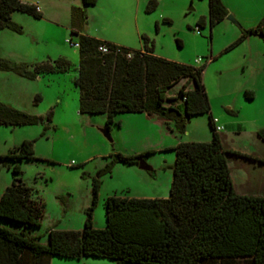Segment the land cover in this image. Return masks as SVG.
I'll return each mask as SVG.
<instances>
[{
  "label": "rangeland",
  "instance_id": "rangeland-1",
  "mask_svg": "<svg viewBox=\"0 0 264 264\" xmlns=\"http://www.w3.org/2000/svg\"><path fill=\"white\" fill-rule=\"evenodd\" d=\"M29 1L39 2L41 18L14 12L12 21L20 32L0 31V58L30 69L35 63L64 57L73 66L67 73L43 74L35 79L0 71V102L43 118L31 125L0 126V156L23 141L33 142L35 160L23 161L20 168L22 182L32 190V198L44 205L40 227L29 228L39 243L47 244L49 229L83 228L84 212L91 202V181L110 160V154L150 152L144 161L151 171L139 169L137 164L117 163L110 173L99 176L93 209V226L97 229L105 226L104 201L108 196L168 197L175 153L165 147L179 141L208 142L212 136L207 114L191 117L185 133L179 135L159 121L125 113L114 118L109 140L103 133V114L78 111L73 80L79 54L68 43L77 41L72 32L134 51L143 48L142 37H146L153 44L155 56L193 67L205 65L203 85L211 116L223 126L218 133L222 146L241 155L227 157L233 190L264 196V141L257 136V131L264 128V42L249 36L225 51L242 29L257 25L264 13V0H224L232 19L224 18L211 28L207 0H157L151 12L145 11L148 0H96L86 7L81 0ZM200 18L205 25L197 32ZM176 91L174 86L167 94ZM246 92L252 99L246 98ZM242 155L258 158L259 162ZM12 179L13 174L0 160V196ZM0 226L21 230L4 220H0ZM49 264L116 263L97 257L68 259L53 255Z\"/></svg>",
  "mask_w": 264,
  "mask_h": 264
},
{
  "label": "trees",
  "instance_id": "trees-1",
  "mask_svg": "<svg viewBox=\"0 0 264 264\" xmlns=\"http://www.w3.org/2000/svg\"><path fill=\"white\" fill-rule=\"evenodd\" d=\"M84 7L96 0H81ZM208 24L213 27L228 11L221 0H207ZM157 0H148L146 12ZM14 12L40 19L34 4L0 0V31L20 32ZM204 19L197 21L200 30ZM79 60L73 80L80 114L105 116V127L119 114L143 113L163 122L172 132L185 133L191 117L207 114L211 140L178 142L173 150L172 179L167 198L108 196L104 201L105 226H93V209L100 188L99 176L117 163L137 164L150 152L110 154V160L91 181V202L79 231L47 230V244L38 242L29 228L40 227L44 205L32 198L21 179L20 164L35 160L33 142L23 141L0 156L13 174L0 196V220L20 226L15 232L0 226V264H49L51 256L68 259L104 258L116 264H264V196L234 192L228 156H241L222 146L203 85L205 65L173 62L153 54V44L142 37L143 48L130 50L94 37L77 34ZM249 36L264 42V13L255 27L242 29L225 51ZM178 46L180 41L177 40ZM100 45L108 49L98 50ZM127 54H130L128 57ZM72 64L64 57L35 63L30 69L0 58V71L27 79L43 74L67 73ZM181 82V84H179ZM180 85V86H178ZM176 87L173 95L170 88ZM247 99L251 94L245 93ZM51 112L47 114L49 118ZM43 120L0 102V126L17 127ZM119 126V123H117ZM264 141V128L257 131ZM259 162L252 156H243ZM139 159V160H138Z\"/></svg>",
  "mask_w": 264,
  "mask_h": 264
},
{
  "label": "crops",
  "instance_id": "crops-1",
  "mask_svg": "<svg viewBox=\"0 0 264 264\" xmlns=\"http://www.w3.org/2000/svg\"><path fill=\"white\" fill-rule=\"evenodd\" d=\"M22 3H27V4H31L32 2H30L29 0H20ZM222 1V3L224 4V6L226 7V9H227V11L228 12H230L231 10H229V7H228V5H226V2L224 1V0H221ZM34 5H37L38 6V9L41 11V8H40V5H39V2H34L33 3ZM13 16V15H12ZM246 28H250V27H246ZM246 93H248V94H251L250 92H246ZM133 114V113H132ZM138 114H140L142 117H144L145 119H147V120H150V121H152V120H154V121H159V122H161V123H163L162 121H160V120H157V119H155V118H148V117H146L143 113H138ZM141 116H139V117H141ZM167 129H169V128H167ZM169 131L170 132H172L170 129H169ZM173 133V132H172ZM219 133V132H218ZM179 142H186V141H179ZM177 144V143H176ZM175 144V145H176ZM174 146V145H173ZM167 147H172V146H167ZM167 147H165V148H167ZM253 157V156H252ZM255 158V157H254ZM256 159H258V158H256ZM259 160V159H258ZM241 195H244V194H241ZM152 198H159V197H152Z\"/></svg>",
  "mask_w": 264,
  "mask_h": 264
},
{
  "label": "built area",
  "instance_id": "built-area-1",
  "mask_svg": "<svg viewBox=\"0 0 264 264\" xmlns=\"http://www.w3.org/2000/svg\"><path fill=\"white\" fill-rule=\"evenodd\" d=\"M36 6H37V5H36ZM37 8H38V6H37ZM196 30H197V32H200V30H199L197 27H196ZM68 43H69V44H72L75 48H78V43H77V42H75V43H71V41L68 40ZM98 50L101 51V52H103V53H106V52L108 51V49H107V47H106L105 45H100V46L98 47ZM127 56L129 57L130 54H127ZM199 61H200V60H196V62H199ZM213 123H214V127H215V131H216V132H220V131L223 130V126H221V125H217V120L213 119Z\"/></svg>",
  "mask_w": 264,
  "mask_h": 264
},
{
  "label": "water",
  "instance_id": "water-1",
  "mask_svg": "<svg viewBox=\"0 0 264 264\" xmlns=\"http://www.w3.org/2000/svg\"><path fill=\"white\" fill-rule=\"evenodd\" d=\"M189 9H191V8H189ZM225 18H226V19H230L231 16H230V15H227ZM231 19H232V18H231ZM103 133H104V135L110 140L109 129L104 128V129H103ZM138 168H139V169H142V170H146V171H151V167L148 166V165L145 163L144 160H139V161H138Z\"/></svg>",
  "mask_w": 264,
  "mask_h": 264
}]
</instances>
